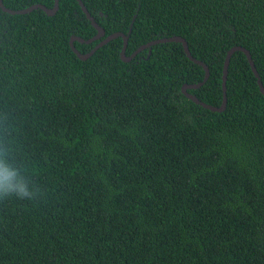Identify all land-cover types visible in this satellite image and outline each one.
I'll return each mask as SVG.
<instances>
[{
  "label": "trees",
  "instance_id": "16d2710c",
  "mask_svg": "<svg viewBox=\"0 0 264 264\" xmlns=\"http://www.w3.org/2000/svg\"><path fill=\"white\" fill-rule=\"evenodd\" d=\"M82 2L105 37L132 26L128 56L186 40L210 70L189 90L202 102L221 105L233 46L264 85V0ZM96 34L77 0L0 8V157L33 193L0 197V264H264V96L245 54L212 112L182 94L205 71L180 43L125 63L119 37L79 60L70 38Z\"/></svg>",
  "mask_w": 264,
  "mask_h": 264
},
{
  "label": "water",
  "instance_id": "95a60500",
  "mask_svg": "<svg viewBox=\"0 0 264 264\" xmlns=\"http://www.w3.org/2000/svg\"><path fill=\"white\" fill-rule=\"evenodd\" d=\"M59 1L60 0H54V6L53 8H48L43 4H35L32 5L28 8L25 9H21V10H12L7 8L4 3L3 0H0V8L10 14V15H23V14H27V13H31L33 10H37L40 9L43 12H45L48 16H54L56 14V12L59 9ZM80 7L82 8V11L85 13L86 17L88 18V20L91 22L92 26L96 29L97 34L95 35V37L91 38V39H84L82 37L79 36H72L70 38L69 44H70V48L73 51V53L78 57L79 60L81 61H86L87 59H89L90 57L93 56V54L100 49L101 47L105 46L106 44H108L109 42H111L114 39H117L119 37H121L123 39V47L120 53V58L123 62L128 63L131 60H133L136 55L140 52H142L145 49L149 50V55L151 53V48L154 45L157 44H163V43H180L181 46H183V50L187 56V58L193 62L196 65L201 66L204 71H205V76L203 78V80L199 83L196 84H183L181 91L182 94L190 99L191 101H193L195 104L202 106L203 108L210 110L212 112H224L226 110L227 107V79H228V71H229V65H230V61L232 56L236 53V52H242L245 54L247 61L251 67V70L255 76V78L257 79V84L259 87V91L260 93L264 96V85L262 83V80L260 78V75L255 67L254 61L252 59V56L249 52V50H247L244 47L241 46H233L232 48H230L226 54L225 57V61H224V65H223V75H222V92H223V99H222V103L220 106H212L209 105L205 102L200 101L195 95L191 94L189 92V90H196L198 88H200L201 86H203L209 79L210 76V70L208 68V66L194 58L190 52L188 43L186 40H184L181 36H173L171 38H160V39H156L153 41H150L142 46H140L134 53H132L130 56H128L126 54V50H127V45H128V40H129V35L132 31V26L129 29L128 34H124L122 32H115L111 35H108L107 37H105V30L103 27H101L95 20V18L89 13L88 9L86 8V6L84 5V3L82 2V0H77ZM103 38V39H102ZM99 43L88 53H81L76 47H75V42H79L81 44H91L95 41H98ZM148 55V57H149Z\"/></svg>",
  "mask_w": 264,
  "mask_h": 264
},
{
  "label": "clouds",
  "instance_id": "9594fccd",
  "mask_svg": "<svg viewBox=\"0 0 264 264\" xmlns=\"http://www.w3.org/2000/svg\"><path fill=\"white\" fill-rule=\"evenodd\" d=\"M12 194L21 199L33 196L21 178L20 171L11 165L5 166L3 158L0 157V197Z\"/></svg>",
  "mask_w": 264,
  "mask_h": 264
}]
</instances>
